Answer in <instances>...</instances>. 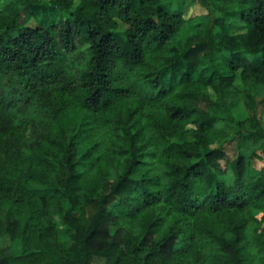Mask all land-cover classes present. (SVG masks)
<instances>
[{"label": "trees", "instance_id": "trees-1", "mask_svg": "<svg viewBox=\"0 0 264 264\" xmlns=\"http://www.w3.org/2000/svg\"><path fill=\"white\" fill-rule=\"evenodd\" d=\"M205 1L3 0L0 264H264V0Z\"/></svg>", "mask_w": 264, "mask_h": 264}, {"label": "rangeland", "instance_id": "rangeland-1", "mask_svg": "<svg viewBox=\"0 0 264 264\" xmlns=\"http://www.w3.org/2000/svg\"><path fill=\"white\" fill-rule=\"evenodd\" d=\"M34 2H50V0H31ZM160 3H162L164 6H167V8L172 11L176 9V5L180 3V0H158ZM3 4V0H0V5ZM188 5H185L184 7V18L186 19V22L182 25L181 29L179 30L177 36L174 38L173 43L171 44L173 47H175L178 52L183 50L184 46L186 44L192 43L193 40L196 38L203 39L204 36V29L208 26V24L213 20L214 17H220L224 23H229L232 18L229 15L230 9L228 6L220 5V2L218 0H206V8H201L195 3H187ZM210 10V11H207ZM232 11V9H231ZM64 17L67 16V14H63ZM68 17V16H67ZM190 17V18H189ZM31 21V20H30ZM219 65L224 66L221 64V62L218 60ZM239 113V114H236ZM232 117L237 119H242L244 117L243 112L238 111L233 114H231ZM261 123L264 124V114L261 116ZM27 130H25L22 134V136L26 135ZM233 141L232 139H229V141L223 145L224 150L226 152L227 158L229 160L234 158V150H233ZM259 167L258 165L255 166L257 169ZM259 212L252 211L251 216L258 218ZM44 224L47 222H51L54 226V234L57 242L62 246V249L65 251H68L70 249V245L72 243V240L70 238V233L66 229L65 226H62L60 223L57 224V222L53 219L48 218L47 216L42 217ZM255 226V224H253ZM19 242L17 240L13 241L9 247V253L11 255H16L19 253Z\"/></svg>", "mask_w": 264, "mask_h": 264}]
</instances>
